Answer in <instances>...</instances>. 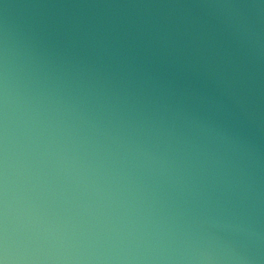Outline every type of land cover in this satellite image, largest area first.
Returning <instances> with one entry per match:
<instances>
[{
	"label": "water",
	"instance_id": "obj_1",
	"mask_svg": "<svg viewBox=\"0 0 264 264\" xmlns=\"http://www.w3.org/2000/svg\"><path fill=\"white\" fill-rule=\"evenodd\" d=\"M0 264H264V0H0Z\"/></svg>",
	"mask_w": 264,
	"mask_h": 264
}]
</instances>
